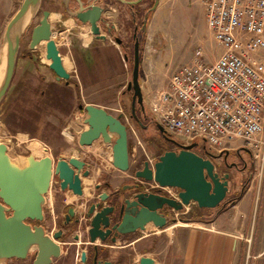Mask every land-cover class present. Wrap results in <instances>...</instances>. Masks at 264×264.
Returning a JSON list of instances; mask_svg holds the SVG:
<instances>
[{"label":"rangeland","instance_id":"rangeland-1","mask_svg":"<svg viewBox=\"0 0 264 264\" xmlns=\"http://www.w3.org/2000/svg\"><path fill=\"white\" fill-rule=\"evenodd\" d=\"M21 2L22 0H0V10L3 12L2 34L7 22ZM37 20L38 16L30 28L34 27ZM55 20L56 16L51 15L50 22ZM2 34L0 33V45ZM53 36L58 40L59 37L56 34ZM28 41L29 36L21 39L13 78L0 104V154L17 156L30 153L34 158L49 156L54 160L60 155H65L77 160L84 158L92 163L93 172L90 174L92 183L89 186L92 195L85 196L88 198L87 200L72 201L71 203L65 199L68 204L78 207L81 217L84 214L81 227L85 229L87 221L83 212L87 210L88 204L94 202L100 193L116 189L121 183H138L139 180L134 178V172L142 167V160L157 158L162 153V147L156 148L155 137L150 132L143 133L130 117L132 93H124L127 83L131 80V75H128L130 67H123V72H120L119 67H115L113 62L110 63L108 60L107 65L100 66L98 74L93 76L100 83L94 85V88L87 94L85 92L87 96L85 99L103 105L113 116L122 115L121 121L126 126L128 135L129 169L126 172L114 170L111 165L113 140L109 145H103L101 139L90 146H84L81 143V139L91 132V129L82 121L83 111L81 110L80 114L76 113L82 86L79 84L74 86V81L69 86H64V81L56 83L47 68L49 60L45 58L44 43L34 50L30 60L29 56L31 55L27 53L29 51ZM197 48L202 51L203 60L206 63H212L221 53V48L213 40L205 24L201 0H160L151 18L147 40L142 50L139 85L147 116L146 120L140 117L142 125L150 124L151 115L148 111V100L158 90L165 87L172 72L190 61L193 51ZM105 53L108 55L111 53L109 48L105 50ZM251 60L255 61V67L264 75L262 55L253 57ZM119 62L117 61V64ZM63 63L67 65L65 67L68 71L72 70L66 58ZM137 110L139 108L136 106L135 112ZM86 147L89 149L85 150ZM39 149L44 150L46 154L44 152L37 153ZM92 158L94 159L92 160ZM251 158L252 164L248 163L242 174H239L237 170L230 171L228 193L225 201L219 207H225L226 203L238 195L240 199L244 192L250 188V185L256 190V194L264 195V167L260 170L252 154ZM57 182L55 177L47 195L48 206L45 205L46 220L43 224L48 231L58 227L60 223V218L52 220V215L49 213L51 208L52 211H56L53 199L58 197ZM96 185L100 186L99 190H95ZM233 205H229L227 209ZM218 208L199 209L195 204H190L187 213L179 217L197 218L209 223L223 212ZM229 211L223 213V217L230 218ZM239 212L237 216L240 219H246L244 214L248 212V218L244 221L249 223L237 228L246 240L240 264H264V198L262 197L255 205H249L248 208ZM252 219H254L253 223L250 222ZM80 231V238L86 239V235L81 229ZM65 240L62 245L65 248L63 257L68 264H74L76 248L69 244L71 242H67L68 239ZM72 255L74 256L72 257ZM31 260L32 258L29 256L27 264H31ZM6 264L17 263L8 261Z\"/></svg>","mask_w":264,"mask_h":264},{"label":"water","instance_id":"water-1","mask_svg":"<svg viewBox=\"0 0 264 264\" xmlns=\"http://www.w3.org/2000/svg\"><path fill=\"white\" fill-rule=\"evenodd\" d=\"M41 0H22L20 6L7 22L0 45V104L2 103L11 84L16 61L19 54L20 42L24 34L30 31ZM137 3V2H136ZM155 8V7H154ZM80 22L85 20L79 18ZM90 32L96 35V25L90 22ZM103 41L106 38L99 37ZM44 43L45 58L49 60L47 68L54 74L55 81H66L69 78L60 56L56 43L51 38V25L48 23V13L43 12L40 22L31 28L29 51H34ZM126 90L132 92L130 117L141 127L154 125L163 135L165 130L152 120L142 126L136 116V106L143 120L147 119L138 74V51L135 44L134 63L131 80ZM83 110V123L91 132L81 139L84 146H90L101 139L105 145L111 144V165L119 172L129 169L128 135L126 126L122 123V115L113 116L102 108L91 105H80ZM178 152H165L156 161H144L140 169L134 172V178L144 182H155L162 188L178 190L177 200L155 193L136 192L130 196L118 199L113 205L101 206L107 199L102 194L96 203L90 205L87 218L89 228L87 239L96 252V245L107 239L117 244L124 235L134 234L142 230L145 224L155 228L163 227L174 220L167 216L165 210L182 211L188 205L195 204L199 209H216L228 193V174L219 176L210 159L200 158L194 153L185 152L193 144L184 146L176 142ZM83 162L60 155L56 160L49 156L34 158L32 154L10 156L0 154V264L11 260H27L32 256L31 264H52L53 260L62 255L59 240L64 237L63 230L49 235L41 225L44 219L46 196L50 190L52 177L58 180L61 192L70 191L74 196L82 197L81 177H88ZM138 185L123 187L135 190ZM75 213L69 208L63 226ZM30 222L38 223L32 226ZM78 223V220L75 221ZM93 264H111L97 261ZM86 255H80L81 264H85ZM136 264H155L147 256L139 258Z\"/></svg>","mask_w":264,"mask_h":264},{"label":"built area","instance_id":"built-area-1","mask_svg":"<svg viewBox=\"0 0 264 264\" xmlns=\"http://www.w3.org/2000/svg\"><path fill=\"white\" fill-rule=\"evenodd\" d=\"M203 16L221 54L212 63L200 48L177 68L165 87L148 100L153 120L182 144L203 142L213 152L244 147L260 169L264 164V75L255 58L264 60V0H201ZM139 143V141H138ZM177 200L173 188L142 182ZM176 191V192H175ZM175 212L174 219L187 213Z\"/></svg>","mask_w":264,"mask_h":264},{"label":"flooded vegetation","instance_id":"flooded-vegetation-1","mask_svg":"<svg viewBox=\"0 0 264 264\" xmlns=\"http://www.w3.org/2000/svg\"><path fill=\"white\" fill-rule=\"evenodd\" d=\"M159 2L160 0H41L40 9L37 14L38 20L35 25H37L42 19L43 12H47L48 23L51 25V38L56 43V46L62 58V63L66 58L68 63L74 67H78L81 64L86 65L87 63L93 65L98 64V54L96 53V51L100 50V44L105 45L106 43H108L112 47L117 48L119 52V61L121 65L125 67L126 66L130 67V71L128 73V75L130 76L134 63V48L136 44L138 51V74L140 78L141 66H142V50L147 40V31L151 18L155 10L157 9ZM51 15L56 16V20L53 22H50ZM37 16L35 17V20L37 19ZM79 18L85 20V22L83 23L80 22ZM91 21H93L96 25L97 36L106 38V41H103L101 38H97L96 35L91 34L90 32V28L92 27L90 23ZM30 31L26 33V35H24L22 39L25 36H29V41H30ZM55 34L59 37L58 40L54 39L53 35ZM63 37H66V39ZM29 41H28V45H29ZM79 42H83L85 44V46L87 47V51L78 49ZM33 52L34 51H28L27 53L28 55H31ZM31 57H33V55L29 56L30 60ZM66 72L69 76L67 80V84L65 83L66 81L64 80L56 82L54 74L52 72L51 74L56 83H62L64 81L63 83L65 86H68V83H71L72 81H77V79L80 78V76L77 75V73L73 69L71 71L66 70ZM126 92L130 93L131 91L128 92L126 90ZM140 117H142L141 114ZM137 126L139 125L137 124ZM139 128H141L143 133L150 132L155 137L154 142H156L155 143L156 148L162 147V153L157 158H153L152 160L147 158L146 161H148L149 163H153L154 161H156L165 152L180 151V148L175 145V143L179 141L169 134L167 135L161 134L154 125H150L147 128H143L139 126ZM191 144H193L192 148L185 149L184 151L189 153H194L198 155L200 158H205V159L214 158L210 160L214 164L215 170L218 172L219 176H222L224 174L229 175L231 170H237L239 174L240 173L242 174L244 170L247 168V164L248 163L252 164L253 162L251 158L250 150L244 147L216 153L207 149L206 146L203 144V142H193L184 146H189ZM245 158H247L249 162ZM142 161L144 162L145 160ZM54 178L55 177H52L51 185L54 181ZM228 182H229V178H228ZM56 184L58 186V182ZM133 185H138V188L135 190L122 189L123 187H128ZM96 190H99V186L96 187ZM176 191L178 194V190ZM106 192L107 193H103V194H106L108 197L104 203H101V206L113 205L118 199L121 200L124 196H130L132 193L145 192V191L142 185V181L139 180L138 183H128V184L121 183L120 186L117 187L116 189H109L108 191L106 190ZM151 192L157 193L156 191H151ZM157 194L167 197V195L161 194L159 192ZM100 196H102L101 193L96 196L94 202L88 204L87 210L83 212L85 213V218H86L85 220L87 221V226L85 227L86 230L81 227L84 214L81 217L80 211L78 212L76 210L75 205H69L65 208V213L63 214L62 218H60L59 220L60 221L59 226L56 227L57 228L56 230L52 229L51 231H48L46 229V226L43 224V222H45L46 220V216H45L46 212L44 206V219L41 225L45 228L46 233L49 235H52L53 233L57 232L60 229L63 230L64 237L61 238L60 240H64V241L65 239H70V235L73 233L72 231L77 232L79 234L81 232L80 229L82 230L83 233L85 230L84 235L87 236V230L89 228V219L87 218L86 214L88 212L90 205L96 203L99 200ZM224 201L225 199L222 201V203ZM222 203L220 205H222ZM46 204H47V196H46ZM69 208H74L75 213L73 217L69 219L68 224L66 226H63V223L65 222V216L67 215ZM164 213L167 216H169L171 219H174L173 217L174 214L171 210L169 211L165 210ZM76 220H78V223H75ZM30 224L32 226L38 225V223L35 222H30ZM131 235L132 234L124 235L119 239V241L121 243L128 244ZM60 240H59V244H60ZM63 243L64 242H62V245ZM69 244L74 246L73 242ZM109 244L114 245L110 242L109 239H107L102 244H97L96 252H95V249H93V245H90L89 243L83 245L82 243L83 246L82 249L84 250L81 251L80 255L82 253H85L86 255L85 264H93L92 260L93 257L95 256V253L97 255V259H96L97 261H101V262L107 261L110 262L111 264H131L130 253L127 251L121 253L119 259L113 262L110 258L111 246ZM80 255L79 256L75 255V260L78 264H81ZM73 256L74 255H72V257ZM62 257H63V253L59 259L53 260L52 264H55L57 261L58 262L60 261V263L57 262V264H68L67 262H65L66 259ZM30 258H32V256H30Z\"/></svg>","mask_w":264,"mask_h":264},{"label":"crops","instance_id":"crops-1","mask_svg":"<svg viewBox=\"0 0 264 264\" xmlns=\"http://www.w3.org/2000/svg\"><path fill=\"white\" fill-rule=\"evenodd\" d=\"M2 15L3 12L0 10L1 34L3 25ZM63 38L66 39V37ZM104 48L105 50L109 48L111 53H109V55L106 54ZM78 49L87 51V47L83 42H79ZM96 53L98 54V64L93 65L87 63L86 65L81 64L78 67L70 65L71 69L75 70L77 75L80 76L77 81L73 82L75 83L73 85L78 86L79 84V86H82V89L80 90L81 98L78 100L80 105H91L107 111L108 109L106 107L98 104L96 101H87L85 99L87 97L85 92L87 94L88 91L94 88V85L98 84V82L100 83V81L93 76L98 74L100 66L107 65L108 60H110V63L113 62L115 67H119L120 72H123V67L125 66L121 65L120 62L117 64V61H119V52L116 47H112L108 43L105 45L100 44V50H97ZM63 66L66 69L65 66L67 65L63 64ZM66 70L68 71V69ZM88 149L89 147L85 148V150ZM43 152L44 150L42 149L37 150V153L42 154ZM44 154H46V152H44ZM93 159L94 158H92V160ZM79 160L87 165L85 170L89 171L88 177H81L83 195L82 197L76 198L70 191H58V197H54L53 199L56 211H52V208L49 210L50 215H52V220L62 218L65 213V208L71 205L66 202L67 199L68 202L71 203L72 201L77 202L80 200H87L88 198H85V196L89 195L90 197L92 195L89 189V186L92 183V181H90V174L93 172L92 163H89L84 158H79ZM108 160L110 161V158H108ZM263 167L260 170H262ZM97 186L99 185L95 186V190ZM262 197L264 198V195L256 194V190L250 185V188L244 192L235 205L221 212L220 215L215 217V219L209 223H206L201 219L190 218L189 220L187 219L185 224L179 223L176 225L172 224L173 226H168L170 223H167V225L159 228H155L150 223L145 224L142 230L131 235L128 244L121 243L120 241L116 245L109 244L111 246L110 258L113 262L117 261L120 254L127 251L130 253L131 264H136L142 256L152 258L155 264H240L245 246L244 241L246 240L244 239L242 232L237 228H241L249 223H245L244 221L248 218V212L247 214H244L246 219H240L237 215L240 210L248 208L249 205H255L256 202L258 203ZM48 201L49 198L47 196L46 207L48 206ZM76 210L78 212L80 211L77 206ZM227 211L231 213L230 218H228V216L227 218L223 217V213H226ZM253 220L254 219L250 222L253 223ZM56 229L57 228H54L53 230ZM72 232L73 233L70 235V239H68L67 242L74 243V248H76L75 255L79 256L81 251L84 250L82 249V243L83 245L88 244V240L80 238L81 233L78 234L77 232ZM65 241L60 240V245L62 246V242ZM61 250L64 255L65 248L62 247ZM13 261L17 264H27V260ZM74 264H78L75 260V256Z\"/></svg>","mask_w":264,"mask_h":264},{"label":"trees","instance_id":"trees-1","mask_svg":"<svg viewBox=\"0 0 264 264\" xmlns=\"http://www.w3.org/2000/svg\"><path fill=\"white\" fill-rule=\"evenodd\" d=\"M23 56V55H22ZM71 83H68V86L70 85ZM63 85H64V83H63ZM65 86V85H64ZM125 94L127 93V92H124ZM42 94V93H41ZM80 105V103L78 102V106ZM76 113L77 114H80L81 113V110H76ZM136 116L138 117V119L140 118V112H139V110H137L136 112ZM239 197V195L235 198V199H232L229 203H226V206L225 207H219L218 209H220V210H222V211H224L225 209H227V207L229 206V205H233L236 201H237V199H239L238 198ZM193 219V218H192ZM197 219V218H196ZM189 220V219H188Z\"/></svg>","mask_w":264,"mask_h":264},{"label":"bare ground","instance_id":"bare-ground-1","mask_svg":"<svg viewBox=\"0 0 264 264\" xmlns=\"http://www.w3.org/2000/svg\"><path fill=\"white\" fill-rule=\"evenodd\" d=\"M38 48V47H37Z\"/></svg>","mask_w":264,"mask_h":264}]
</instances>
